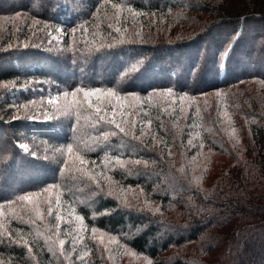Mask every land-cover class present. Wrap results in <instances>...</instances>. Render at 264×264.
I'll return each mask as SVG.
<instances>
[{
	"label": "trees",
	"instance_id": "trees-1",
	"mask_svg": "<svg viewBox=\"0 0 264 264\" xmlns=\"http://www.w3.org/2000/svg\"><path fill=\"white\" fill-rule=\"evenodd\" d=\"M49 78L124 115L22 120L53 166L16 147L21 121L0 123V264H264V0H0V83ZM30 88L18 104L46 95ZM65 204L86 228L77 253L47 240Z\"/></svg>",
	"mask_w": 264,
	"mask_h": 264
},
{
	"label": "rangeland",
	"instance_id": "rangeland-1",
	"mask_svg": "<svg viewBox=\"0 0 264 264\" xmlns=\"http://www.w3.org/2000/svg\"><path fill=\"white\" fill-rule=\"evenodd\" d=\"M78 29V28H77ZM76 28H74L72 31L77 30ZM66 35V32L64 31V27L61 25H54L51 26L49 32H48V40H47V44L49 45H59L62 41V38ZM236 35V34H234ZM234 35L231 37V39L234 37ZM232 45H230L226 51V56L229 54L230 49H231ZM225 69V68H224ZM129 72V70H128ZM85 77V76H84ZM30 88V91H34V92H38V93H43L46 94L43 97H41L39 100H37L36 102H34L33 100L29 103V104H21L18 102H16L20 97H18L20 94H22V92H27ZM66 88L64 86H62V88H59L58 84L55 83V80L53 79H43V80H31L29 82H26L22 85H17L15 86L14 83H9V82H4V83H0V123L2 124H9L12 121H21L19 123L20 128H18V131L21 134V140L16 141L15 145L16 147L21 150V152L25 155H32V157L34 156L35 158H39V159H47L48 161L51 162V165L53 166L55 164V160L53 158H40V156H38L37 152L32 150L31 147L33 145H38L41 142H37L35 139L38 137L34 132L29 131L28 128L25 126V124H23L22 120H29L31 122H49V123H54L56 122V124L53 125V127L55 128V131H59V127L62 125L60 123H58L57 121L59 120L60 116L58 113V108L60 106H63L66 102L67 103H72L73 102V97L71 96L72 93H76L77 97L75 99H77L78 101H80V103L78 105H80V107H84L87 106L89 107V101H91L92 104H90L92 106L91 113L92 115H94L96 117L95 111H99V108H97V106H99L100 108H103V102L96 100L97 98L95 97H90L89 101L84 100V96H83V92L85 90L87 91H98V90H92V89H88L86 87L84 88H75L74 90H65ZM77 90H80L79 92ZM65 94H68L67 98H65ZM50 99L55 100L54 104H49L48 101ZM6 101H9L8 104L5 103ZM5 103V104H4ZM4 105V106H2ZM28 105H30V110L28 109ZM95 110V111H94ZM104 112L107 113L109 116L111 115V113L115 112V109L113 106L106 105L105 108H103ZM87 112H82V114L80 113L79 119L81 121H85L84 125H88L87 123L90 122L91 118H90V114H86ZM11 114V115H10ZM46 116H54L56 117L55 119L52 120H48L46 118ZM103 118L101 117V120ZM99 123V121L97 122ZM53 128V129H54ZM8 129H6L5 131H3V133ZM4 134V135H5ZM8 150V148H7ZM10 151V150H9ZM68 160V159H67ZM18 183V182H17ZM56 184H53L52 186V190L50 188V192H46V196L45 198L48 199V197H52V194H56V192L54 190H56L55 188ZM18 184L14 185L15 187H18ZM54 187V189H53ZM31 194L33 193H25L24 196H31ZM58 195V194H57ZM33 196V195H32ZM35 201V199H34ZM27 202V201H26ZM29 203V202H27ZM61 209L58 210V214H62V221L64 223L62 230L60 231V237L59 238H48V243H51V241H53L52 244V248L55 249H59V250H65V251H71L72 253H77L78 250L76 249L75 246H78L81 240L82 235L85 233V227L83 225V220L81 217L73 214V208L69 205V204H65L60 206ZM51 220V218H49V221ZM62 224V223H60ZM95 234L93 235L95 241L97 242L98 245H100L102 248H105L106 246H108L110 243L114 242L115 240H117L114 236L109 235L108 233L104 232V231H99V230H95L94 232ZM63 240L64 244L61 245L60 241ZM89 251L87 250H83V255L87 256L89 255ZM67 259V258H66ZM139 262H144V263H148L145 258L140 257L139 258Z\"/></svg>",
	"mask_w": 264,
	"mask_h": 264
},
{
	"label": "snow or ice",
	"instance_id": "snow-or-ice-1",
	"mask_svg": "<svg viewBox=\"0 0 264 264\" xmlns=\"http://www.w3.org/2000/svg\"><path fill=\"white\" fill-rule=\"evenodd\" d=\"M113 7H118L117 5H113ZM129 12H131V9L128 10ZM133 15H137L136 13H133ZM115 31L119 32L120 29L119 28H116ZM119 42V41H118ZM78 92L80 90H77ZM108 97H113L114 96V93H108L107 94ZM68 94H65V98H67ZM71 96L74 98L73 99V102L72 103H65L62 108H58V113H59V116L60 117H64V116H67V115H70L71 113V109L76 105V104H79L80 101L76 100L75 98L77 97L76 93H72ZM83 96H84V100L86 101H89V98L90 97H96L97 100L99 101L100 100V94L98 93H95V92H91V91H87L85 90L83 92ZM49 104H54L55 103V100L53 99H50L48 101ZM88 104H92L91 101H89ZM97 108H99V111H95V114H96V117L97 119L93 120L92 124H96V126H100L99 123H97L98 121H101V117L103 118V120L101 121L102 123H112V124H115V123H118L117 122V115H121L123 116L124 113L120 111L121 108H124V104L120 102V99H118V103H117V111L116 112H113L111 113V115L109 116L107 113L104 112L103 108H100L99 106H97ZM79 116H80V113H77V117L79 119ZM46 118L48 120H52V119H55L56 117L54 116H46ZM121 125V123H119ZM122 127V126H121ZM125 133L127 134V131L125 129ZM109 135H114V133H108V132H105V135H104V141H107L108 140V136ZM95 149L90 147L89 148V151H94ZM67 152L69 154L73 153V149L72 148H68L67 149ZM77 162H79V165H84L86 163V161L82 158V157H75L74 159H70L68 161V167L70 170H75L77 172H80L83 176H88V173L85 171V169L83 167H80L78 166ZM117 163H120L119 161H117ZM88 178H91V179H94L93 177H88ZM45 192H50V189H45L44 190ZM38 196V194H37ZM20 199L24 200V201H27L29 203H34L35 204V208L34 210L37 212V217L38 218H41L42 217V213H40L39 211V207H40V203H47L49 206H48V215L51 216L52 213H53V210H54V207H53V204H52V201L49 199V200H44V201H41L39 199H36L34 201L33 199V196H24V197H21ZM59 205L60 204H57L56 201H55V207L58 209L59 208ZM56 219L59 221L61 220V216L59 214H57L56 216ZM60 244L63 245L64 244V241L61 240L60 241Z\"/></svg>",
	"mask_w": 264,
	"mask_h": 264
},
{
	"label": "water",
	"instance_id": "water-1",
	"mask_svg": "<svg viewBox=\"0 0 264 264\" xmlns=\"http://www.w3.org/2000/svg\"><path fill=\"white\" fill-rule=\"evenodd\" d=\"M223 69H224V67H223Z\"/></svg>",
	"mask_w": 264,
	"mask_h": 264
}]
</instances>
